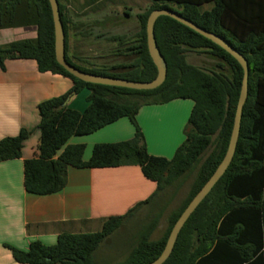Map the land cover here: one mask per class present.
<instances>
[{"label":"trees","instance_id":"trees-1","mask_svg":"<svg viewBox=\"0 0 264 264\" xmlns=\"http://www.w3.org/2000/svg\"><path fill=\"white\" fill-rule=\"evenodd\" d=\"M137 16L135 43L124 51L131 63L77 66L66 55L69 20L58 3L64 31L65 59L84 73L150 82L157 71L146 44V22L154 10L180 8L178 13L198 27L220 36L248 62V97L243 107L240 134L233 159L210 193L199 204L178 234L163 264H264V0H150ZM58 2V1H57ZM211 4L209 10L200 7ZM171 10V9H169ZM173 11V10H172ZM34 27L33 40H21L0 48L3 57L30 59L39 73L60 75L71 81L61 97L37 105L39 141L35 157L23 163V186L28 194L52 195L66 184L68 167L111 169L139 167L142 176L156 185L154 193L123 216H114L102 229L89 234H61L52 246L33 242L26 252L7 247L20 264H94L93 253L122 227L142 205L170 190L169 198L196 171L188 196L171 214L164 235L149 241L156 223L123 264H149L162 253L168 235L183 210L211 177L226 152L239 98L243 71L221 48L175 20L161 16L154 38L166 64L163 84L150 91H136L82 82L61 68L54 55V29L47 0H0V30ZM122 43V41H121ZM195 51L221 63L203 70L187 62ZM123 54V52H121ZM88 90L87 106L77 112L64 105ZM191 100L193 106L184 130V141L170 159L149 155L144 136L135 122L139 109L174 100ZM135 127L134 138L115 144H95L83 160L84 145H67L71 137L87 136L120 119ZM30 132L0 140V162L20 157ZM210 149V150H209Z\"/></svg>","mask_w":264,"mask_h":264},{"label":"crops","instance_id":"crops-1","mask_svg":"<svg viewBox=\"0 0 264 264\" xmlns=\"http://www.w3.org/2000/svg\"><path fill=\"white\" fill-rule=\"evenodd\" d=\"M98 1L103 0L96 2ZM110 5L111 11L114 12V6L112 3ZM85 6L89 8L90 2H86L82 7ZM145 6L149 8L152 2H146ZM211 6L204 4L200 9L209 10ZM114 16L112 27L106 29L110 47L126 44L124 35L119 33L120 15ZM137 31L133 35L134 43ZM98 36L101 35H93L82 28L77 29L72 24L69 37L67 36L68 59L77 66L86 67L122 64L121 60L126 54L124 50L131 44L125 47L117 46L114 55L119 61L110 65L98 63L101 59H94V55L93 59L80 55V52H86L87 55V50L88 53L95 52L84 44H87L88 39L93 41L94 37L96 39ZM35 37L34 27L0 30V48L16 41L33 40ZM132 57L135 58L134 55ZM56 87H59V90ZM70 87L71 82L60 75L39 73L33 60L3 57V69H0V140L16 137L21 130L30 134L23 143L19 158L0 162V264H20L13 259L7 247L26 252L33 242L52 246L61 234L92 233L88 221L97 220L99 216L94 211L118 209V212L109 215L119 216V213L127 212L136 203L146 200L153 190L152 186L155 187L142 176L137 166L95 170L68 167L66 184L57 193L37 196L25 192L23 163L35 157L39 141L37 105L64 95ZM83 94H86L85 91H82L80 96L83 97ZM87 94L89 95V92ZM72 100L73 98L67 105ZM82 101L81 98L78 105H81ZM191 105L174 100L164 105L145 106L138 111L137 123L142 129L150 155H156L151 148L160 149L164 153H170L169 155L174 154L184 141V130ZM131 138L129 122L120 119L81 140L73 138L70 143L80 141L86 145L82 158L87 161L95 144H115ZM82 217L85 218V224L80 223Z\"/></svg>","mask_w":264,"mask_h":264},{"label":"rangeland","instance_id":"rangeland-1","mask_svg":"<svg viewBox=\"0 0 264 264\" xmlns=\"http://www.w3.org/2000/svg\"><path fill=\"white\" fill-rule=\"evenodd\" d=\"M57 1L61 6H63L64 8L63 12L66 15L67 19L69 20L68 37L72 24L77 29L82 28L85 31L92 32L93 35L94 34L101 35L98 36L96 39L94 37L93 41L92 39H88L89 41H87V44H84L85 47L88 46V48H93L95 51V52L93 51L94 53L92 52L88 53L87 50V55L89 54L88 56L86 55V52H80V55L90 57L91 59H93V55H94V59H101L100 61H98V63L110 65L119 61L117 60L118 57L114 55V49H116L118 45L113 46L114 48L112 46L110 47V45L107 42L109 39V35L106 33V29L112 27L111 21L115 17L114 14L120 15V17L118 18L120 23L119 33H121V35H124L125 37L124 40L126 42V44L120 45L118 47H125L128 44L134 43L133 35L135 31L138 30L137 16L140 13H143V11L147 10L148 6H145V4L150 0H103L98 2H96L97 0H94L93 2L92 0H57ZM86 2L87 3L90 2L91 6L89 8H87L86 6L82 7ZM111 3L114 6V10H113L114 12L111 11L112 10L111 8L112 6L110 5ZM167 6L169 9L173 10L174 12L180 11V8L176 5L168 4ZM133 58L134 57H132V55L125 54L124 58L121 60V63L123 62L131 63ZM186 60L189 64L199 67L200 69L203 70L205 69L214 70L216 69V66L219 63H221L217 59H213L208 55L204 54L203 52H198V51H195L193 53H188L186 56ZM67 80L71 82L69 79ZM56 88L57 90H59V87ZM82 91H85L86 93L83 94V97L85 95H88L87 94L88 90L84 89ZM81 92L73 97V100L68 104V108L75 110L77 112H82L86 108L88 104L87 96L83 98L82 96H80ZM81 98L83 99V101L81 102V105L80 104L78 105ZM179 101L190 103V105L192 104L190 108V112H191L193 106V102L191 100L179 99ZM159 105H164V104H159ZM148 106H155V105H148ZM190 112L188 113L189 115ZM136 116H135V122L138 125ZM123 119H126L129 122L132 133L131 139H133L135 135V127L127 118H123ZM138 127L141 133L143 134L141 127L139 125ZM83 137H87V136L71 137L67 145H71V146L83 145L80 141L77 143H70V140L73 138L77 140H81ZM85 146L86 145L84 144V148ZM151 150L155 151L156 155L153 154L151 155L155 157L170 159L173 155V153L169 155L170 153H164L163 151L157 148H151ZM195 174L196 171H194L183 182L180 188L174 193L172 198H169L171 192L168 189L165 192L158 193L150 201L148 205H142L137 210V212H135L130 218L124 220L122 227L118 229L116 232H114L103 243H101L100 246L95 250V252L93 253L94 264H123L126 258L128 257V254L133 249L137 248L140 245V243L143 241L144 236H146V232L155 223L156 226L154 227L148 240L156 241L160 239L164 235L167 229L169 217L182 205V203L188 196ZM152 183L153 185H155L154 182ZM153 187L154 186H152L153 190L151 189L152 191H150L151 193L154 191L156 185L154 188ZM150 194L149 197L152 195ZM115 211L118 212V209H114V210L106 209L105 211H99V212L94 211V213L98 214L99 216L96 218L97 220L88 221V224L90 225L91 228L90 229L91 232L95 233L100 231L102 229L103 223L107 221L109 218L114 217L109 214L114 213ZM123 212L119 213V216H123L124 214L127 213V212L124 213ZM88 213L91 214V211H89ZM82 218L83 219L80 223L85 224L84 222L85 218L84 217Z\"/></svg>","mask_w":264,"mask_h":264},{"label":"water","instance_id":"water-1","mask_svg":"<svg viewBox=\"0 0 264 264\" xmlns=\"http://www.w3.org/2000/svg\"><path fill=\"white\" fill-rule=\"evenodd\" d=\"M51 9L52 21H53V29H54V55L57 64L63 68L68 74L73 76L74 78L90 84L103 85L109 87H118L136 91H150L160 87L166 78V64L165 61L158 50L156 45V41L154 38V25L156 20L161 17H169L176 22L184 25L189 28L193 32L198 35L204 37L209 40L227 54H229L241 67L243 71V77L239 92V98L234 114L233 126L228 142V146L226 152L224 154L223 159L211 175V177L207 180V182L202 186V188L197 192V194L192 198L187 207L183 210L179 218L174 223L167 241L165 243L164 249L160 256L149 264H163L170 256L175 242L177 240L178 234L180 233L182 227L185 225L189 217L196 210L199 204L205 199V197L210 193L212 188L216 185V183L221 179L226 170L228 169L233 156L235 154L240 128H241V119L243 113V107L246 103L248 97V81H249V66L247 60L238 53L227 41H225L220 36H217L213 33H210L191 21L183 18L178 13L169 10V9H159L152 11L146 22V44L147 51L149 57L156 68L157 75L154 80L150 82H135L125 79H117V78H109L103 76L92 75L88 73H84L74 67L70 66L65 59V40H64V31L60 19L58 2L57 0H47ZM66 102L64 105H67Z\"/></svg>","mask_w":264,"mask_h":264}]
</instances>
